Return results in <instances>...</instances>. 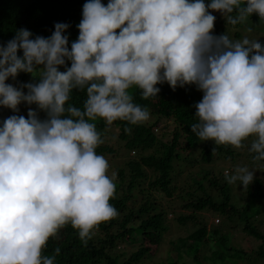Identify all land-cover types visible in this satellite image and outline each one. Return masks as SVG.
<instances>
[{"label":"clouds","instance_id":"1","mask_svg":"<svg viewBox=\"0 0 264 264\" xmlns=\"http://www.w3.org/2000/svg\"><path fill=\"white\" fill-rule=\"evenodd\" d=\"M209 10L233 25L254 13L264 20V0H88L71 50L66 23L48 38L20 29L0 46V106L35 104L47 116L29 109L27 119L12 115L0 125V264H54L43 249L60 229L70 224L86 245L117 215L94 121H148L132 87L148 99L158 84L195 85L203 92L191 125L199 140L240 148L253 138L250 151L264 161V46L213 35ZM20 72H39L38 83L22 86L27 94L6 84ZM74 89L86 92L82 109L67 103ZM254 172L238 166L225 179L245 190Z\"/></svg>","mask_w":264,"mask_h":264},{"label":"trees","instance_id":"2","mask_svg":"<svg viewBox=\"0 0 264 264\" xmlns=\"http://www.w3.org/2000/svg\"><path fill=\"white\" fill-rule=\"evenodd\" d=\"M86 2L88 0H0V46H6L20 29L30 31L32 39L37 36L48 38L55 31L56 23H66L70 27L64 34L69 37L68 47L71 50V43L79 35L77 25L82 20L83 5ZM101 2L107 6L109 0ZM205 3H210V0H205ZM233 16H236L235 12ZM246 23L258 26L264 25V20H260L254 13L233 25L227 23L225 18L214 24L212 34H226L232 40L226 32L228 26L238 29L234 36L240 38ZM260 43L264 46V40H260ZM17 54L22 57V50H18ZM70 66L71 62L66 60V65L60 66L59 70L63 72ZM34 75L20 72L15 79L10 77L6 80V84L27 94V88L22 86L38 83L39 72ZM156 87L160 88V92L148 99L142 97L140 89H129L133 102L146 108L150 118H154L153 122L149 118L142 124L131 125L117 120L109 126L103 119L94 121L104 141L97 147V154L105 159L117 155L126 157L122 167L108 163L107 174L114 179L116 186L110 203L117 210V215L102 222L86 245L79 238L78 231L70 224L66 225L48 240L43 255L53 257L54 264H150L156 253H151L147 243L158 241V236H161V242L162 233L167 231L165 208L157 194L169 198L175 196L176 177L180 176L181 170L197 166L198 171L193 173L191 182L182 184V192L175 196L176 199L185 200L182 208L191 211L176 217L177 225L186 227L191 224L196 229L172 243L173 250H169L168 254L175 258H168V264H264V203H261L264 199V161L254 159L256 153L250 151L251 144L246 141L240 148L216 146L206 141L201 144L191 127L198 122L195 105L203 98V92L195 85L178 86L173 90L165 82ZM86 99V92L74 89L67 103L82 109ZM18 109V112H13L0 106V125L12 115H22L27 119L29 109L37 111L41 120L47 118L46 113L38 110L35 104L22 102ZM163 119L171 120L173 127L171 138L167 141L162 139L164 134L157 135L155 132ZM126 128L129 131L126 132ZM114 130L115 133H110ZM241 149L244 152H239ZM194 151L199 152L198 160L190 156ZM131 152L134 156L129 155ZM184 152L188 154L184 156ZM244 154L248 163L236 166V160ZM218 163L223 166H218ZM238 166H246L250 170L255 168L261 176H254L244 199L234 202L232 184L225 179L224 169L230 167L232 171ZM187 175L190 178L192 173ZM204 211L221 216L231 227V235L237 232L236 226L232 224L238 223L242 234L235 236V240L253 238L256 245L247 250L227 243V237L220 226L208 225ZM203 249L208 254L203 255ZM179 253L189 260L177 257Z\"/></svg>","mask_w":264,"mask_h":264},{"label":"rangeland","instance_id":"3","mask_svg":"<svg viewBox=\"0 0 264 264\" xmlns=\"http://www.w3.org/2000/svg\"><path fill=\"white\" fill-rule=\"evenodd\" d=\"M210 13L212 15H214L216 17L214 24H216L218 21L220 22V20L225 19V17L223 16V14L221 12L218 11H212L209 10ZM235 31L238 32V29H232L230 27H226V32L228 33V35L230 36V38L232 40L235 41H240L243 38L247 37L250 40H258V42L260 43V40H264V25H258V26H253L252 23L249 24H245L243 26V29L241 30V36L240 38H236L234 36ZM151 122L154 121V118H150ZM171 120H161L160 123L157 125V129H156V134L160 135V134H164L162 139L164 141H167L171 138V132L173 130L172 125L170 124ZM116 130L114 131H110V133H115ZM251 139V138H250ZM214 143V141H206ZM247 144H251L252 141L251 140H246ZM201 144H205V142L201 141ZM246 149V148H244ZM244 149H241L239 152H244ZM198 151H194L193 153H190V156H194V158L196 160H198ZM186 154H188V152H184V156H186ZM130 156H134V153H130ZM106 160L108 163L110 164H114V167H122L125 163L124 160H126V157L121 158L118 155L117 156H107ZM243 163H248V158L245 157V154L243 156H241L239 158V160L237 159L235 162V165H240ZM200 165V164H199ZM227 165V164H226ZM218 166H223L222 163H218ZM252 170H255L254 172V176L258 177L261 176L260 173H258L259 170L252 168ZM197 170V166L194 168H188L185 167L184 169L181 170L180 176H177V190L175 191V196L177 194H179L181 191L180 187L182 186V184H186V183H190L191 179L193 178V173H195ZM225 172H231L230 167L225 168L224 169V174ZM178 173V172H177ZM176 173V174H177ZM188 173H192V175H190L191 177L188 178L187 174ZM200 179V177H199ZM175 196H172L171 198L166 197L164 195L161 194H157V198L158 200L162 203L163 207L165 208V212H166V217H165V226L167 227V231L163 232L162 236L163 239L161 242H159L161 240V236L159 238L158 241H154V243H147V246L151 247V253H156V256L153 258V261L150 264H160V263H164V264H168L167 259L169 258L171 260V258H175L174 255L172 254H168L169 250H173L172 247V243H176L179 238L186 236L187 234H189L190 232H192L193 230L196 229L195 226H192L191 224H189L186 227H182L177 225V222L175 221L176 217H180V214H189L191 213V211L189 209L186 208H182L181 206L185 203V200H180V199H176ZM232 201L235 202V200H243L246 196V189H243V186H238V182L232 184ZM175 197V198H174ZM261 203H264V199ZM206 215V220L208 222V225L210 226H220L222 229V232L226 235L227 237V243H232L233 245H237V246H241L244 249L250 250V248H252V246L256 245V241L252 238L250 239H242L241 240H235V236H240L242 234V232L240 231V225L237 223H233L232 226H236L237 228V232L236 235H231L233 234V231L231 227H229L226 221H223V218L221 216H219L217 213L215 212H210V211H204L203 212ZM155 234L152 236L154 237ZM231 238V239H230ZM211 244V243H210ZM212 245V244H211ZM156 250V251H155ZM202 254L206 255L208 254V251L206 249L202 250ZM170 256V257H169ZM177 257H183V255L181 253H179L177 255ZM183 259H185L186 261L189 260L188 257H183Z\"/></svg>","mask_w":264,"mask_h":264}]
</instances>
